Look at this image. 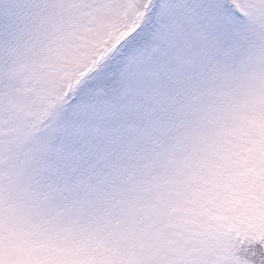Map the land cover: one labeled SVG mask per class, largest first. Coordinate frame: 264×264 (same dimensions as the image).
<instances>
[{
    "label": "snow or ice",
    "instance_id": "1",
    "mask_svg": "<svg viewBox=\"0 0 264 264\" xmlns=\"http://www.w3.org/2000/svg\"><path fill=\"white\" fill-rule=\"evenodd\" d=\"M0 264H264V0H0Z\"/></svg>",
    "mask_w": 264,
    "mask_h": 264
}]
</instances>
